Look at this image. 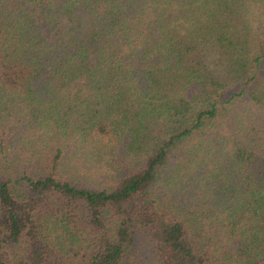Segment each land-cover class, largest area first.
<instances>
[{
	"label": "trees",
	"instance_id": "16d2710c",
	"mask_svg": "<svg viewBox=\"0 0 264 264\" xmlns=\"http://www.w3.org/2000/svg\"><path fill=\"white\" fill-rule=\"evenodd\" d=\"M0 264H264V0H0Z\"/></svg>",
	"mask_w": 264,
	"mask_h": 264
}]
</instances>
